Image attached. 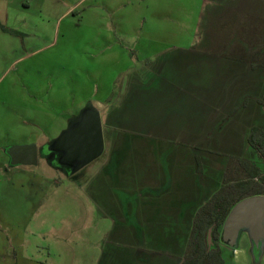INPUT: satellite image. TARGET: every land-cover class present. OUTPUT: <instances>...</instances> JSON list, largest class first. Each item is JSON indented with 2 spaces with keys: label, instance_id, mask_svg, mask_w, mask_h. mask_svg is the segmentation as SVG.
Instances as JSON below:
<instances>
[{
  "label": "rangeland",
  "instance_id": "1",
  "mask_svg": "<svg viewBox=\"0 0 264 264\" xmlns=\"http://www.w3.org/2000/svg\"><path fill=\"white\" fill-rule=\"evenodd\" d=\"M21 1L9 0L6 13L39 12L36 0L29 10ZM68 1L75 8L59 18L66 5L46 0L40 8L42 48L27 57L49 119L39 130L34 179H24L23 190L0 186V264H179L192 224L183 204L197 193L198 209L224 178L241 179L238 157L263 166L242 124L227 134L215 127L206 141L198 131L214 127L215 116L205 114L213 100L243 84L227 88L234 77L220 53L264 66V0ZM88 106L99 111L104 150L70 173L47 145ZM258 112L253 120L264 125ZM215 141L218 156L206 148ZM200 144L205 149L194 148ZM247 241L241 231L234 246L221 243L224 259L263 264Z\"/></svg>",
  "mask_w": 264,
  "mask_h": 264
},
{
  "label": "crops",
  "instance_id": "2",
  "mask_svg": "<svg viewBox=\"0 0 264 264\" xmlns=\"http://www.w3.org/2000/svg\"><path fill=\"white\" fill-rule=\"evenodd\" d=\"M31 1L32 0H22L20 3L21 8L29 10ZM7 2H9V0H0V38L1 42L4 41L0 45V65L3 64L2 67L4 68L0 74V186L3 184L4 188L8 190L9 188L11 189L18 186L23 190L22 182L24 179H34L33 171L32 174L30 173L33 164L11 163L10 149L14 146L36 145L39 139L40 128L47 127L48 125L49 116L48 113L43 111L40 107L41 98L40 96H34V88H38V83L30 77L32 74L27 71V69L34 68V64L31 63L34 61H29L27 57L32 56L33 53L38 52L42 48L39 47V43L41 42L40 36L42 35L40 25L41 22H43V18L46 16L41 15L39 12L46 0H36L35 4L39 6V12L34 15H30L28 12L8 15L6 13ZM55 2L67 6L63 12L59 14L58 18L70 14L75 8L68 0H55ZM4 43H6V45H4ZM23 52H26L27 55L22 56ZM220 57L224 58L227 62L225 63L227 66H224L226 67L225 69H228L226 73L232 74L234 77V79L227 84V88L236 85L240 86L239 82H237L236 85L234 84L236 81H240L243 84L236 90L235 95L230 94L229 91L226 90V95L223 93L225 97L223 95L219 96L224 102L214 103L213 100V105L209 106L205 114L215 116V121L212 125L214 127L209 130L201 129L198 132H202L204 136L203 139L206 141V138L209 136L208 133L215 131V127L217 130L224 127L223 131L227 134L234 124L239 123V125H246L243 124V122L249 121L251 125L248 129L241 125L239 130L241 136L243 133L242 138L247 142V135L252 126H258L264 129V125H260L257 121L253 120L255 114L259 113V106L262 107L258 99L263 94L264 71L262 68L264 66H258L256 61L253 60L250 62L247 57L236 60L227 58L226 55L222 56L221 53ZM220 57L218 56L217 58L221 60ZM5 58L7 59L6 61ZM21 73H23L25 77L22 76ZM246 84L248 86L256 85L259 87H257L255 91H251V89L248 90L245 88V86H247ZM251 103H254V109ZM248 111L249 113L247 114ZM213 136L214 135L211 133L209 139ZM247 144H245L247 147L246 149H249ZM203 146L205 145H195L194 148L205 149ZM206 148L212 150V155L218 156L221 150L216 148L222 149L223 147L219 145L218 141H215L214 143H208ZM195 156L200 158L198 154H193L194 160ZM257 159H260L263 165V161L259 154ZM257 164L258 163H256V165ZM236 171L239 170L236 169ZM197 173L200 172L197 171ZM18 187L15 188L18 189ZM192 191L194 190L192 189ZM193 201L198 203L197 193L191 199V203L183 204L182 208L187 207V210L181 211V213L186 212L184 216L186 215L190 221H192V217L197 209V205L194 206ZM182 235L183 234L180 235L181 237L177 246H182L184 243ZM245 235L250 250V252L248 250V253H252L251 242L246 231ZM220 247L222 255L225 257L227 252L221 243ZM236 252L244 253V250L237 249ZM228 253L232 255L230 252ZM232 257L234 258V256ZM228 260L233 262L231 257ZM256 261H262L264 264V247L261 248L259 256L256 257ZM226 264L230 263L226 260Z\"/></svg>",
  "mask_w": 264,
  "mask_h": 264
},
{
  "label": "water",
  "instance_id": "3",
  "mask_svg": "<svg viewBox=\"0 0 264 264\" xmlns=\"http://www.w3.org/2000/svg\"><path fill=\"white\" fill-rule=\"evenodd\" d=\"M56 153L55 162L70 173L81 169L101 155L104 141L100 114L93 106L85 107L78 117L48 145ZM11 163L36 164V145L14 146L10 149ZM241 231H246L251 246L264 247V194L245 197L236 202L223 224L221 238L234 246Z\"/></svg>",
  "mask_w": 264,
  "mask_h": 264
},
{
  "label": "trees",
  "instance_id": "4",
  "mask_svg": "<svg viewBox=\"0 0 264 264\" xmlns=\"http://www.w3.org/2000/svg\"><path fill=\"white\" fill-rule=\"evenodd\" d=\"M264 111L263 94L258 99ZM247 143L261 157L259 167L245 158L238 157V170L243 177L238 180L224 178L219 189L199 208L192 217L186 249L179 264H226L218 240L221 237L223 221L231 207L239 200L256 194H264V129L252 126L247 135ZM197 171L201 172V160L195 156ZM237 172V171H235Z\"/></svg>",
  "mask_w": 264,
  "mask_h": 264
},
{
  "label": "flooded vegetation",
  "instance_id": "5",
  "mask_svg": "<svg viewBox=\"0 0 264 264\" xmlns=\"http://www.w3.org/2000/svg\"><path fill=\"white\" fill-rule=\"evenodd\" d=\"M221 232H222V227H221ZM244 233H245V231H244ZM218 242V244H219V247H220V243H223V244H227L226 242H224L223 240H222V238L220 237V239L217 241ZM228 245V244H227ZM251 248H252V253H253V257H255V260H256V257H258L259 256V252H260V250H261V248H260V243H259V245L256 247V246H251ZM220 249H221V247H220ZM185 252V251H184Z\"/></svg>",
  "mask_w": 264,
  "mask_h": 264
}]
</instances>
